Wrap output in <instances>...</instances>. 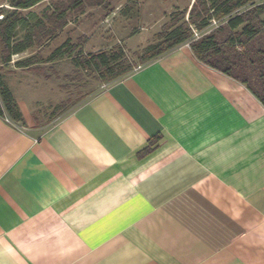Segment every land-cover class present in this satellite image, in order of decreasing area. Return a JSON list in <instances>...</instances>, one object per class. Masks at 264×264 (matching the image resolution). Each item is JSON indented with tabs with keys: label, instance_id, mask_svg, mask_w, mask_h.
<instances>
[{
	"label": "crops",
	"instance_id": "1",
	"mask_svg": "<svg viewBox=\"0 0 264 264\" xmlns=\"http://www.w3.org/2000/svg\"><path fill=\"white\" fill-rule=\"evenodd\" d=\"M136 1L153 32L193 2ZM240 77L184 42L43 128L4 79L0 264H264V76Z\"/></svg>",
	"mask_w": 264,
	"mask_h": 264
},
{
	"label": "trees",
	"instance_id": "2",
	"mask_svg": "<svg viewBox=\"0 0 264 264\" xmlns=\"http://www.w3.org/2000/svg\"><path fill=\"white\" fill-rule=\"evenodd\" d=\"M4 1L9 7L0 6L1 65L9 63L14 55L32 51L16 58L13 65L34 70L45 63L69 59L77 70L88 72L101 83L110 82L135 67L120 43L84 52V36L77 41L67 37L46 56L40 52L59 35L70 17L83 14L87 7L106 9L110 0H51L40 12L30 9L44 0ZM263 13L264 2L256 0H193L188 10L176 9L170 13L169 21L155 34V41L142 48L141 62L188 42L199 61L244 83L246 78H241L240 73L246 74L248 69L264 76ZM18 30L22 32L19 36ZM197 31L200 35H196ZM4 114L14 122H24L19 105L0 74V115Z\"/></svg>",
	"mask_w": 264,
	"mask_h": 264
},
{
	"label": "rangeland",
	"instance_id": "3",
	"mask_svg": "<svg viewBox=\"0 0 264 264\" xmlns=\"http://www.w3.org/2000/svg\"><path fill=\"white\" fill-rule=\"evenodd\" d=\"M50 1L44 0L30 10L40 12ZM257 1L264 2V0ZM140 3L144 2L110 0L108 7L99 13L92 12V7H87L83 14L70 17L68 24L59 35L41 48V54L46 56L67 37L77 41L80 36H84L85 41H89L92 48L109 47L115 42L120 43L131 62L135 64V67H139L144 63L140 59L142 48L155 41V34L160 32L170 19V16L162 18L156 31L153 32L154 29L149 27L151 17L144 13L141 14V18L137 15L136 5ZM1 5L9 7L4 0H0ZM123 13H128V17L123 19ZM132 29H136L133 32V42L124 43L121 37L116 39V32L119 36H123L129 34V31L131 33ZM207 30L208 28L203 32ZM21 34V30H18L17 35ZM196 35H200V31H197ZM31 53L32 51H26L18 56L14 55L9 63L0 64V74L4 79H9L14 93L24 102L37 127L43 128L56 121L102 87L103 83L94 79L88 72L77 70L69 59L55 61L52 64L45 63L44 67L34 70L21 69L13 65L16 58Z\"/></svg>",
	"mask_w": 264,
	"mask_h": 264
},
{
	"label": "built area",
	"instance_id": "4",
	"mask_svg": "<svg viewBox=\"0 0 264 264\" xmlns=\"http://www.w3.org/2000/svg\"><path fill=\"white\" fill-rule=\"evenodd\" d=\"M0 17H1V15H0ZM213 22L215 23V21L213 20ZM3 118H4V120L6 121V122H8V123H10V124H14V125H16L15 124V122L7 115V114H4L3 115ZM20 128H22L23 129V127L22 126H20Z\"/></svg>",
	"mask_w": 264,
	"mask_h": 264
}]
</instances>
